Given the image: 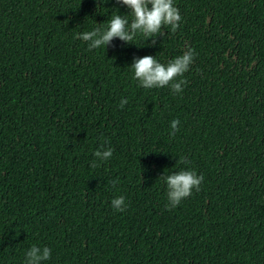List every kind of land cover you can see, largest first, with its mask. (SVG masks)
<instances>
[{
	"label": "trees",
	"instance_id": "1",
	"mask_svg": "<svg viewBox=\"0 0 264 264\" xmlns=\"http://www.w3.org/2000/svg\"><path fill=\"white\" fill-rule=\"evenodd\" d=\"M174 5L180 26L154 46L89 50L78 34L126 6L0 0V264L32 245L43 264H264V0ZM188 48L181 93L133 79L134 57ZM102 144L112 157L90 167ZM182 169L204 180L169 210L159 176Z\"/></svg>",
	"mask_w": 264,
	"mask_h": 264
},
{
	"label": "clouds",
	"instance_id": "2",
	"mask_svg": "<svg viewBox=\"0 0 264 264\" xmlns=\"http://www.w3.org/2000/svg\"><path fill=\"white\" fill-rule=\"evenodd\" d=\"M116 4L126 6L130 11L126 15H120L119 10L116 14L111 15L106 26L103 23L98 24L91 31H85L78 34L79 39L88 42V49H98L106 47L114 38H119L126 44L132 43L138 34L152 39V45L156 43L155 37L164 35L162 29L170 28L175 33L182 20L180 10L174 5V0H116ZM149 5L151 7H149ZM131 17V20L129 19ZM195 52L188 48L182 55L176 56L168 62L161 63L156 56L145 55L143 57H134L130 65L133 70V79L138 81V86L145 89L170 87L174 94L183 91V85H186L183 77L189 71L190 65L194 61ZM127 99H121L120 108L127 104ZM179 120L171 121L170 136H175L179 131ZM95 159L91 162L90 167H99L100 163L110 159L113 155L111 147H104L102 144L93 153ZM179 163H185L186 158L181 157ZM176 162V163H178ZM167 186L168 205L166 207L174 208L180 202L189 197L193 190L199 191L204 177L197 175L195 170L182 169L173 172L170 175L162 174L159 176ZM115 186L116 182H112ZM111 206L118 212L126 209L125 197L118 196L111 200ZM24 264H43L51 258V249L48 247H38L32 245L25 254Z\"/></svg>",
	"mask_w": 264,
	"mask_h": 264
}]
</instances>
